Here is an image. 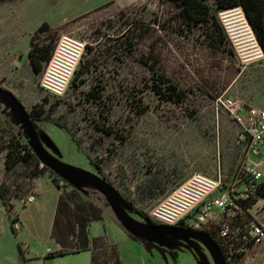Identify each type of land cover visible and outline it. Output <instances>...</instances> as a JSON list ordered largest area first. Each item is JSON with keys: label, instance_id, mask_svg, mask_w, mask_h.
<instances>
[{"label": "rangeland", "instance_id": "rangeland-1", "mask_svg": "<svg viewBox=\"0 0 264 264\" xmlns=\"http://www.w3.org/2000/svg\"><path fill=\"white\" fill-rule=\"evenodd\" d=\"M207 1L210 20L195 24L182 17L174 0H0V85L12 90L29 112L43 104L46 112L32 119L43 123L40 138L46 148L104 178L126 212L143 223H149L146 215L152 217L154 207L195 172H222L226 182L234 181L245 144L239 126L216 106L214 96L227 92L243 97L251 87L264 88V59L241 71L218 20L216 0ZM44 21L49 30L38 29ZM65 32L87 41L81 61L89 59L91 64L83 75L85 83L75 88V73L65 95L55 97L41 88L43 71L35 72L28 52L33 35L41 43L56 44ZM94 89H99V99L88 97ZM253 103L264 105V99ZM13 138L35 152L18 115L0 97V157L6 156ZM33 165L19 162L7 170L6 159L0 165V186L9 188L5 197L13 204L10 217H17L16 229L18 202L33 191L28 176ZM51 170L62 193L74 190L102 215L87 223L95 264H116V254L120 264H218L199 237L133 233L98 188ZM1 211L0 264H23L18 239L6 211ZM196 213L184 218V227L208 233L207 225L195 226ZM68 218L74 234L67 250L74 251L82 248L79 225L76 215ZM227 219L228 214L222 215L209 229L222 245L219 229ZM150 245H157V252ZM61 250L66 249L60 246L49 254ZM239 259L235 264H245V254ZM88 261L61 257L50 264Z\"/></svg>", "mask_w": 264, "mask_h": 264}, {"label": "built area", "instance_id": "built-area-1", "mask_svg": "<svg viewBox=\"0 0 264 264\" xmlns=\"http://www.w3.org/2000/svg\"><path fill=\"white\" fill-rule=\"evenodd\" d=\"M217 17L233 46L242 72L264 59V49L241 5L219 9ZM86 44L85 39L69 32L59 36L42 72L40 86L45 92L55 97L65 95ZM214 102L239 126V137L245 144L234 181L226 182V175L222 172L216 175L195 172L155 206L151 216L158 223L177 225L186 216L197 212L195 226L207 225L209 230L212 222L228 214L229 218L221 225L219 234L228 261L235 264L238 254L264 245V223L255 217L235 223L230 216L232 210L234 217L250 211L252 206H246V203L260 196L258 186L264 183V161L255 158L264 146V105L245 102L227 92L215 95ZM5 159V155L0 157V165ZM260 264H264V260Z\"/></svg>", "mask_w": 264, "mask_h": 264}, {"label": "trees", "instance_id": "trees-1", "mask_svg": "<svg viewBox=\"0 0 264 264\" xmlns=\"http://www.w3.org/2000/svg\"><path fill=\"white\" fill-rule=\"evenodd\" d=\"M177 6L180 8V13L184 19L191 23H205L210 20L211 17V6L209 5L207 0H174ZM217 4V12L219 9L229 8L237 5H241L252 24L256 35L264 49V0H216ZM219 20V19H218ZM220 22V21H219ZM221 24V22H220ZM222 28L223 25L221 24ZM50 24L47 21H44L40 26L39 30H49ZM224 30V28H223ZM225 32V31H224ZM226 34V33H225ZM227 36V35H226ZM228 38V37H227ZM56 44L54 43H41L35 40V36L33 35L31 38V44L28 52V59L35 70V72L43 71L45 64L51 58L53 50ZM91 64L89 59L82 60L79 68L76 70L75 77L72 81V84L75 88H78L81 84L86 82L85 77L83 76L87 71ZM88 97L90 99H99L101 97L99 89H94V91H90L88 93ZM46 112V108L43 104H35L31 111L29 112L32 117L40 116ZM100 130H104L108 133H113L112 129H105L104 127H98ZM19 162H26L28 164H34L28 176L33 179L40 174L48 171V166L45 164L41 165V162L36 156V153L31 149L26 148L23 144L13 138L11 143L8 146V151L6 154V168L7 170H12ZM50 174L53 177V180L60 187L61 185L58 182V177L54 175V172L51 170ZM67 183V182H66ZM69 184L67 183L66 186ZM9 191V188L2 183L0 186V198L3 202V205L6 207L9 216H11V212L13 207L12 203H8L5 197V193ZM258 194L264 195V183L259 184L258 186ZM253 200L246 203V206H251ZM76 205V206H75ZM98 209L92 205L91 203H84L79 197L78 193L73 191L64 192L60 195L58 209L54 221V226L52 230V237L60 243L61 247L66 250H61L55 253H51L50 256H60L68 253H76L84 250L92 251V264H95V254L93 250L90 249V239L88 235V226L87 223L91 217L96 219H101L102 215L97 211ZM76 215L77 224L79 225V235L81 239L82 248L71 251L69 249V244L72 242L73 234H74V226H72L66 220V217H70L71 215ZM147 219L153 223H157L152 217L146 215ZM11 218V217H10ZM17 217L11 218L13 230H16L15 221ZM184 221H181L180 224H183ZM211 230V229H210ZM208 230V233L209 231ZM212 237L211 232L209 233ZM215 239V238H214ZM217 241V240H216ZM219 246L224 252L227 264H232L228 261L227 256L225 254L224 246L221 242L217 241ZM244 254V253H243ZM242 254V255H243ZM240 255L238 254L235 258V263H239ZM121 259L119 258V254H116L115 262L116 264H120Z\"/></svg>", "mask_w": 264, "mask_h": 264}, {"label": "crops", "instance_id": "crops-1", "mask_svg": "<svg viewBox=\"0 0 264 264\" xmlns=\"http://www.w3.org/2000/svg\"><path fill=\"white\" fill-rule=\"evenodd\" d=\"M258 92L260 96H258ZM234 96L245 102L253 103L260 99H264V88L257 89V87H251L246 90L243 97L238 95ZM35 125L40 133V127H43V123L36 121ZM50 151L52 152V150ZM52 153L54 154V152ZM255 158L264 161V146ZM32 184L33 191L29 198L23 203L18 202L20 207L18 210L20 227L15 231L13 230L9 213L0 199V214L2 213L1 209H3L8 215L12 232L18 239V252L23 264H50L54 258L58 259L61 257H64V259L65 257L66 259L72 258L74 261L82 260L84 263L89 259L88 262L92 264L91 250L68 253L54 257L50 256L49 248L57 250V248L61 246L60 243L52 237V230L60 195L62 194V188L56 184L52 175L48 171L33 178ZM18 200L20 199L18 198ZM251 206L252 208L250 211L241 212L240 215L236 217H234V211H231L230 216L234 219L235 223H243L253 217L264 223V195L255 198ZM150 246V250L152 249L154 252H157V245ZM74 254L81 255H79V257H71ZM150 258L153 263L155 259L151 254ZM263 260L264 245L252 247L245 253V264H259Z\"/></svg>", "mask_w": 264, "mask_h": 264}, {"label": "water", "instance_id": "water-1", "mask_svg": "<svg viewBox=\"0 0 264 264\" xmlns=\"http://www.w3.org/2000/svg\"><path fill=\"white\" fill-rule=\"evenodd\" d=\"M0 97L7 100V102L14 109L15 113L18 115L33 144L35 153L43 162V164L51 167L53 170L76 176L98 188L107 198L116 216L130 231L137 235H140L141 232H152L178 233L199 237L213 251L218 264H227L224 252L219 246L218 242L204 230L161 223L157 224L149 220V223H143L132 218L123 208L121 200L119 199L113 187L104 178L100 177L97 173L88 171L62 160L60 157L56 156L48 148H46L40 138V133L37 130L34 120L32 119V116L30 115L27 107L12 90L0 85Z\"/></svg>", "mask_w": 264, "mask_h": 264}, {"label": "flooded vegetation", "instance_id": "flooded-vegetation-1", "mask_svg": "<svg viewBox=\"0 0 264 264\" xmlns=\"http://www.w3.org/2000/svg\"><path fill=\"white\" fill-rule=\"evenodd\" d=\"M176 226H183L182 224H177Z\"/></svg>", "mask_w": 264, "mask_h": 264}]
</instances>
